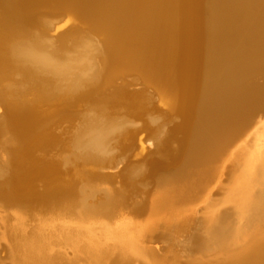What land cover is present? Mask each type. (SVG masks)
<instances>
[{
	"label": "bare ground",
	"instance_id": "1",
	"mask_svg": "<svg viewBox=\"0 0 264 264\" xmlns=\"http://www.w3.org/2000/svg\"><path fill=\"white\" fill-rule=\"evenodd\" d=\"M262 119L264 0H0L5 264H264ZM164 133L139 213L85 158L152 174Z\"/></svg>",
	"mask_w": 264,
	"mask_h": 264
},
{
	"label": "rangeland",
	"instance_id": "2",
	"mask_svg": "<svg viewBox=\"0 0 264 264\" xmlns=\"http://www.w3.org/2000/svg\"><path fill=\"white\" fill-rule=\"evenodd\" d=\"M131 79V78H130ZM130 79H128V81L130 82L131 80ZM133 79V78H132ZM136 78L134 77V80H135ZM132 80L133 81V85H132V81H131V83H130V87L132 88V89H129L130 90V93L131 94H137V93H141V91L142 92H144V90L146 91V92H148L147 94H150V93H152V94H154V92H153V90L152 89H148V88H145V86L143 85V84H141V82L139 81V80ZM140 83H139V82ZM129 82H127V83H129ZM136 84H135V83ZM138 82V83H137ZM141 84V85H140ZM125 85H127V87H128V85L129 84H125ZM132 85V86H131ZM136 85V86H135ZM140 85V86H139ZM129 87V88H130ZM139 87V88H138ZM142 87H144V88H142ZM141 89V90H140ZM148 91H147V90ZM128 90V91H129ZM137 90H138V92H137ZM132 91H134L133 93H132ZM137 92V93H136ZM152 94H150V96L152 97V99H151V104H152V106H154V108L156 109L158 106H159V102H158V100H156L157 98L155 97V95H152ZM155 97V98H154ZM155 99V100H154ZM158 102V103H157ZM90 104V103H89ZM88 104V105H89ZM84 106H87L86 105V103H84ZM160 107H161V105H160ZM160 107H158V108H160ZM160 109H162V108H160ZM138 123H140L139 121H137V124ZM99 124V123H98ZM136 124V130H138V128L139 129H141L140 127H138V125L139 126H141V123L140 124H138L137 125ZM102 124H100L99 126H101ZM106 125L107 124H105V125H102L103 126V128L105 129V130H109V132L111 131V129H112V131H114L113 133L115 134H117V130H115L116 128H111V126L110 127H106ZM264 126V119H262V120H260V122H259V124H257V126L254 128V129H252L253 131H252V134H251V136H253L254 134H256V133H258L259 131H260V128H262ZM107 128V129H106ZM108 128H110V129H108ZM134 129H135V126L133 127ZM68 130L69 132H71V131H73V126L72 125H68V124H63L62 125V127H60V128H58L55 132L56 133H58V134H60V133H62V130L64 131V130ZM100 129H101V127H100ZM103 130V129H102ZM118 135H120L119 133L116 135V136H118ZM146 134H140L139 135V137H138V139L139 138H143V137H140V136H144V137H146L145 136ZM163 136H165V133L163 134V135H158L155 139H149V137L148 138H146V147H147V151H146V154L149 156H143L142 158H149V159H151V161L152 162H154V163H150L151 164V168H152V174L149 172L148 173V171L146 172V173H144L142 176H141V174L140 173H137V171L136 172H134V170L132 171V169H133V166H134V164H135V166H136V163H137V159L138 160H141V156L140 157H137V155L135 156L134 154V152H136V154L139 152H137L136 151V148L135 149H133V151L131 152L132 154H129V156H127V159H126V161H118L119 160V158L116 160V162H115V165H114V168H111V166L109 167V169H107L108 168V166L106 165V164H108V163H106L105 164V162H107L108 160L105 158V157H101L100 156V160H98L97 158H99V156L97 157L96 156V158H94V156H92L91 158L90 157H88V159L87 158H85V160L87 161L86 163H89V165L92 167L93 166V164H96L97 165V167H98V170H100V172H104V175H106L107 176V174H108V176H107V178L109 179V174H110V177L111 178H113V179H111L110 181H109V183L112 181V180H114L115 179V183H110V187L111 186H113V187H111V188H113V190H115V192L117 193H120L122 190L123 191H125V190H128V192H126V193H129V196H130V193H131V195L133 196V197H129V198H132L131 200H135V197L134 196H136L137 195V190H138V188L140 187V186H135L134 188H132V186L135 184V185H138V184H140L141 182L140 181H143V183L142 184H144V185H142V188H144L143 190H144V193H145V198H143V201L141 202L139 199H137V200H139L142 204L136 209V211L137 212H139L140 213V211H141V213H143V214H146L147 213V211H150L149 210V208H150V206H152V202H153V200L152 199H154L153 197H155V193H156V189H155V187L157 188V184H158V178H159V176H161V174H166V173H169L170 171H174L175 169H179V166H180V164H181V159L179 158L178 160H177V162L174 164V166L170 163V162H168V163H166L165 165H162V163H163V161L161 162V158L160 157H158V154H157V150H159V149H157V145H158V143L161 141L162 142V140H164V137ZM137 139V140H138ZM158 139V140H157ZM149 140H151L150 141V143L148 144V142H149ZM153 140V141H152ZM114 141V140H113ZM115 142V141H114ZM151 142H153V143H151ZM155 143V144H154ZM148 145V146H147ZM156 145V146H155ZM247 145V144H246ZM151 146V147H150ZM152 146H154V147H152ZM186 148V149H185ZM185 148H184V152H181L180 153V157H181V154H183L182 155V157L184 158L186 155L184 154L185 152H187V150H188V148L185 146ZM135 150V151H134ZM138 150V149H137ZM181 151H182V149H181ZM187 154V153H186ZM131 155H132V157H131ZM133 155H134V157H133ZM137 157V158H136ZM181 157V158H182ZM102 158V159H101ZM105 158V159H104ZM125 158V157H124ZM123 158V159H124ZM130 158H132V159H130ZM135 158V159H134ZM160 158V159H159ZM92 159V160H91ZM96 159V160H95ZM104 159V160H103ZM148 159V160H149ZM89 160H91V162L89 161ZM95 162H94V161ZM104 162H103V161ZM96 161L98 162V164L96 163ZM150 161V160H149ZM99 162L100 163H103V164H105L106 166H103L104 167V170H102V165L101 164H99ZM139 162V161H138ZM118 163V164H117ZM149 163V162H148ZM180 163V164H179ZM125 164V166H124V169L123 170H125L124 171V173H121V172H123V171H120L121 170V168L123 167V165ZM131 164H133V166H131ZM171 164V165H170ZM177 164H178V166H177ZM168 165V166H167ZM102 168H101V167ZM131 167L130 169H128L129 167ZM182 166V165H181ZM180 166V167H181ZM105 167H107V168H105ZM150 167V166H149ZM168 167V168H167ZM81 169V168H80ZM173 169V170H172ZM82 170H83V168H82ZM131 171V172H130ZM126 172V173H125ZM121 173V174H120ZM132 173V174H131ZM103 174V173H102ZM135 174V175H134ZM148 174H150L149 176H148ZM153 174H155L154 176H153ZM114 176V177H112V176ZM119 175H120V177H119ZM128 177H127V176ZM131 175H133V177L131 176ZM139 175V176H138ZM139 177V179H138V177ZM145 176H146V180L148 179L149 181L147 182V181H145ZM131 177V178H130ZM136 177V179H134ZM148 177V178H147ZM122 179L121 181H119L120 179ZM130 178V179H129ZM133 178V179H132ZM143 178V179H142ZM124 180V181H123ZM135 180V181H134ZM152 180V181H151ZM136 181H137V183H136ZM144 181H145V183H147V184H145L144 183ZM123 182V183H122ZM128 182V183H127ZM130 182V183H129ZM140 182V183H139ZM127 183V184H126ZM149 183V184H148ZM153 183V184H152ZM120 186H119V185ZM123 184V185H122ZM116 185V187H114ZM149 185V186H148ZM123 186V187H122ZM144 186V187H143ZM102 187H104L105 188V186H101V189H102ZM120 187V188H119ZM122 187V188H121ZM150 187V188H149ZM189 187H191V188H189ZM189 187H188V189L190 190V192H191V189H192V186H190L189 185ZM114 188H116V189H114ZM135 189V190H134ZM121 190V191H120ZM189 190H185L186 192H189ZM123 191H122V193H123ZM99 192H100V190H98L97 192H92L91 194H93L94 195V193H96V194H98L99 195ZM104 192H102V195L104 196H106V193H104ZM122 193H120V194H122ZM119 195V194H118ZM103 196H101V192H100V195H99V197H101V198H99L98 196L96 197V195H95V197L94 198H92L91 199V202H93L94 203V201H96L97 199H98V201H96V202H98V203H96L95 202V204L96 205H102V204H105L106 202H107V200H106V198L104 199V198H102ZM152 197V198H151ZM96 199V200H95ZM147 200V201H146ZM151 200V201H150ZM90 203V202H89ZM90 204H92V203H90ZM145 211H146V213H145ZM153 238V237H152ZM152 238H149L148 240H147V242L146 243H144V245L145 244H148V242H150V239H152ZM1 241V240H0ZM2 242V241H1ZM0 242V264H5V255L3 254V242L1 243ZM2 244V245H1Z\"/></svg>",
	"mask_w": 264,
	"mask_h": 264
},
{
	"label": "water",
	"instance_id": "3",
	"mask_svg": "<svg viewBox=\"0 0 264 264\" xmlns=\"http://www.w3.org/2000/svg\"><path fill=\"white\" fill-rule=\"evenodd\" d=\"M124 166H125V164L123 165V167L121 168V170H120V171H122V170L124 169Z\"/></svg>",
	"mask_w": 264,
	"mask_h": 264
}]
</instances>
